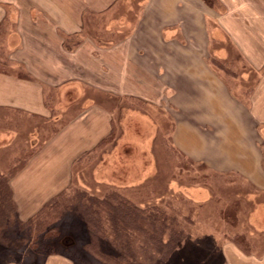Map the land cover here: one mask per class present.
I'll return each mask as SVG.
<instances>
[{
    "label": "crops",
    "instance_id": "obj_1",
    "mask_svg": "<svg viewBox=\"0 0 264 264\" xmlns=\"http://www.w3.org/2000/svg\"><path fill=\"white\" fill-rule=\"evenodd\" d=\"M122 3L128 4L126 9L133 7V21L124 7L118 19L125 22L115 24L114 10ZM219 4L0 0V124L5 126L0 132L13 141L19 138L17 132H25L35 145L8 180L20 221L33 218L69 192L75 165L93 159L97 151L113 156L107 152L120 140L129 146V140H135L132 145L147 159H137L141 166L137 175L129 176L124 168L116 174L113 169L112 176L122 183H103L121 189L149 180L155 174L149 145L155 133L152 109H163L171 126L169 141L180 156L210 172L241 177L251 189L245 198L246 223L254 239L245 249L227 240L223 252L235 257L231 264H264V59L248 57L254 49L264 50V29L250 27L258 18L264 28V0ZM98 18L107 22L106 28L91 27ZM95 35L119 38L101 44L92 40ZM228 43L244 53L251 73L263 69L249 95L241 92L244 100L233 94L221 71L209 62L210 57L225 58ZM223 44L227 49L217 47ZM13 115L23 118L19 126L10 118ZM131 118L132 131L142 125L146 135L131 134ZM31 120L52 124L49 136L44 127L28 129ZM40 138L43 141L36 142ZM114 160L107 165L124 163L119 157ZM98 163L91 162L93 180L100 179ZM207 196L201 190V201ZM4 248L0 246V264H27L24 257L3 260L13 252ZM38 264L77 262L57 251Z\"/></svg>",
    "mask_w": 264,
    "mask_h": 264
},
{
    "label": "rangeland",
    "instance_id": "obj_2",
    "mask_svg": "<svg viewBox=\"0 0 264 264\" xmlns=\"http://www.w3.org/2000/svg\"><path fill=\"white\" fill-rule=\"evenodd\" d=\"M211 1L213 4L211 6L220 7L219 2L221 0ZM127 6L128 4L124 5L122 3L117 10L115 8L114 12H116L113 15L115 17V24L125 22L123 20L119 21L118 14L120 11L123 12L124 7L126 9ZM136 7L137 5L135 6V10H137ZM124 11L129 20L133 21L132 18L135 14L133 7ZM91 24L92 28L96 27L97 29L107 27V22L100 18L95 19ZM262 24L263 20L259 21L258 18H255L254 23L250 27H254L257 31L262 32L264 29ZM249 29L245 30L249 31ZM91 38L101 44H108L117 42L119 37L95 35ZM225 46L226 44L217 47L227 49V46ZM210 55H213V52ZM225 56V58H221L222 60L210 57L209 62L213 68L221 71L226 84L231 88L233 94L242 99L243 95L248 96L251 89L256 86L263 69L258 70V68H255L251 73V70L245 65L244 53L236 51L229 43ZM248 57L252 61L264 59V50L261 48L254 49ZM241 92L244 94L241 95ZM126 103L128 104V102ZM110 107H112V104ZM142 109L144 110L145 108ZM152 114L155 115L153 116L155 133L149 145L152 146L151 156L153 155L154 167L156 168L153 171L155 172L154 176L147 181H143L140 185L121 189L117 188V186L103 183L107 182L105 180H111L113 184L122 183L121 180L119 181L115 176H112L113 169H115L114 172L116 174L118 173V169L124 168L129 176L137 175L141 167L138 166L137 159L142 158L143 161H146L147 158L145 157H147V154L141 152L143 150L133 146V143L136 142L133 139L129 140L133 144H130V146L128 143L124 144L123 140L117 142L113 149L111 148L107 152L113 156L109 157L106 153L101 155L99 151L95 152L93 159L99 161L97 164V170H99L97 175L100 176V179H92L91 162L93 159H84L75 165L74 184L69 192L58 198L57 203L61 208L64 206L68 207L69 205L74 206V208H71L70 212H64L63 209H60L61 218L55 222L57 233L54 238L43 242L39 241L36 248L66 253L77 264H108L101 262L93 254L87 253L84 250V246L89 240L88 234L80 215H76L75 213V205H77L78 210H81L79 202L83 200L92 202L94 205L97 204L100 210L99 217L103 226V239L100 241L99 246L105 255L104 257H112L114 260L116 259L117 264H125L118 261L116 249L109 246V244L106 245V241L111 242L113 236V232L109 228V218L106 209L107 200H109V194L111 193L123 194L131 204L143 210L139 211L143 216H156L159 220L164 221L166 229L162 237L163 241L167 242L171 237H174L175 241L182 239L179 246L166 259L161 260V262L159 261V264H231L232 260H235V257L232 256L231 259L229 255L223 252L226 241H233L234 237L236 238L240 235L242 236L240 238L245 240L248 245L251 244L249 239L254 238H252L250 234L251 229L246 223L249 215V204L245 199L251 189L246 185L245 181L235 175H220L210 172L205 165L184 159L176 152L174 143L169 141L171 126L166 122L164 110L152 109ZM10 118L17 122V124L19 123L18 126L23 122V118L20 116L13 115ZM130 120L129 128H131L133 136H135V132H138L137 136H142V133L147 134L143 132L146 130L142 125H137L138 130L134 129L132 131L135 128L134 119L131 118ZM30 124V127H28L30 130L34 127H44L46 137L51 133L50 130L52 128L50 129L49 125L52 124L44 125L42 122L32 120ZM1 126L5 127L0 124ZM5 133L0 132V174H7L8 172L20 169L23 160L29 156L30 150L34 145L29 139V135L25 132L22 134L21 131L17 132L19 133V138L14 141L8 138L9 134L5 135ZM42 141L43 139L40 138L36 142L41 143ZM110 146L111 143L109 144ZM117 157L122 162L124 161L125 164L122 163L116 166L114 163H110L109 166L107 165L108 160L112 162ZM143 165L144 167L148 166ZM119 175H122L121 171H119ZM102 176H104V179H102ZM106 176L111 177V179H107ZM201 190L206 193V196L209 194V199L206 201H201ZM114 201L117 203V198ZM155 209L158 211L152 212ZM145 219L143 217V220ZM143 223L144 221L140 225ZM12 236L14 239L20 236L16 228L13 229ZM259 242H261L260 239ZM142 243L143 237L141 234L137 231H132L130 245H132V250L137 257L136 262L141 260L142 264H147L145 259L149 256L150 252L144 253L142 251ZM29 248L24 246L18 250L16 247L14 250L7 248L8 252H13L3 257V260L15 262L17 260L20 261L21 257H24L22 261L24 263H40L39 254L31 250V247ZM24 253L27 254L23 255ZM150 258H154L153 260H156L155 264H157V260L160 257L156 255Z\"/></svg>",
    "mask_w": 264,
    "mask_h": 264
},
{
    "label": "trees",
    "instance_id": "obj_3",
    "mask_svg": "<svg viewBox=\"0 0 264 264\" xmlns=\"http://www.w3.org/2000/svg\"><path fill=\"white\" fill-rule=\"evenodd\" d=\"M25 159L21 164L22 166ZM14 172L0 174V246L10 248L11 250H14L15 247L17 250L23 246L31 247V250L37 252L41 259L54 251L45 248L44 250H39L36 248L38 242L53 239L57 233L55 222L61 218L60 209H63L64 212H70L74 206L69 205L68 207L64 206L61 208L57 204L58 197L43 207L33 218L25 222L20 221L17 218L16 205L12 199V192L8 184L9 176ZM113 197L117 198V203H115V198L113 199ZM108 199L107 204H105L108 212L109 228L113 232V236L111 242L106 241V245L109 244V246L116 249L118 261L125 264H142L141 260L136 262L137 257L132 250V245H130L132 231L139 232L143 237V243L141 244L142 251L144 253L150 252L149 256L145 259L147 264H155L156 260L150 257L156 255L160 257L157 260V264H159V261L161 262V260L166 259L179 246L182 239L175 241L174 237H171L169 241H163L162 237L166 229L164 221L159 220L156 216H143L139 212L143 210L131 204L123 194L111 193ZM75 206V213L76 215H80L88 234L89 240L85 244L84 250L87 253L93 254L101 262L117 264L116 259L104 257L105 255L100 250L99 244L103 239V226L101 225L100 210L97 204L94 205L92 202L82 200L79 202L81 210H78L77 205ZM157 211V209L152 210V212ZM143 217L146 219L143 220ZM142 221L144 223L140 225ZM15 228L20 233V236L14 239L12 234ZM240 237L242 236L234 237L235 240L233 238V241L236 245L245 249L248 244ZM26 254L24 253V255Z\"/></svg>",
    "mask_w": 264,
    "mask_h": 264
}]
</instances>
